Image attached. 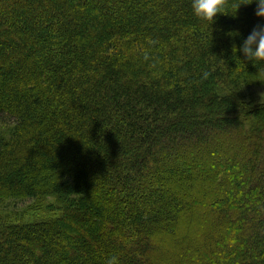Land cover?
Instances as JSON below:
<instances>
[{"label": "trees", "instance_id": "trees-1", "mask_svg": "<svg viewBox=\"0 0 264 264\" xmlns=\"http://www.w3.org/2000/svg\"><path fill=\"white\" fill-rule=\"evenodd\" d=\"M241 2L211 24L191 0H0V200L50 214L0 218V264H264Z\"/></svg>", "mask_w": 264, "mask_h": 264}, {"label": "clouds", "instance_id": "clouds-1", "mask_svg": "<svg viewBox=\"0 0 264 264\" xmlns=\"http://www.w3.org/2000/svg\"><path fill=\"white\" fill-rule=\"evenodd\" d=\"M255 4L254 15L260 18H264V0H243V2L234 5L235 15L238 8L243 5ZM191 7L195 16L209 21L211 24L216 20L218 14H229L225 10V0H191ZM232 15V16H235ZM230 36L240 35L239 31H232ZM232 46V54L240 62H251L256 65L264 63V23H259L253 26L250 33L244 37L239 45V48ZM239 52L241 55H237ZM115 260V257L112 258ZM111 264V261L109 262Z\"/></svg>", "mask_w": 264, "mask_h": 264}, {"label": "rangeland", "instance_id": "rangeland-1", "mask_svg": "<svg viewBox=\"0 0 264 264\" xmlns=\"http://www.w3.org/2000/svg\"><path fill=\"white\" fill-rule=\"evenodd\" d=\"M240 94L243 98V101L245 102L250 101L253 103V105H256L258 103H260L258 105H261L262 103H264V85H251L242 87L240 89ZM204 125H207V123ZM209 125L213 126V128L221 129L227 127L228 123L225 121H219L214 123L210 122ZM183 129V126L181 128L176 127V129H171L170 132H175L177 130H180L182 132ZM48 201L50 202L51 200L48 199ZM32 202V199H4L2 201L0 200V218H7L8 221L14 223H33L50 215L44 210V207L40 209L36 207V209H34L35 207L31 205L33 204Z\"/></svg>", "mask_w": 264, "mask_h": 264}]
</instances>
